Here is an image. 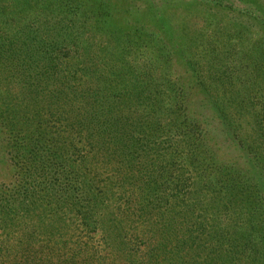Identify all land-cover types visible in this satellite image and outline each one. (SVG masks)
<instances>
[{
	"label": "trees",
	"instance_id": "16d2710c",
	"mask_svg": "<svg viewBox=\"0 0 264 264\" xmlns=\"http://www.w3.org/2000/svg\"><path fill=\"white\" fill-rule=\"evenodd\" d=\"M178 1L196 4L204 13L215 3L253 18L264 30V0L248 5L239 0L243 7L238 8L230 6L233 0ZM17 7L7 11L0 5V144L13 172L0 182V264L92 262L94 255L78 259L86 246L62 231L66 225L96 238L102 232L119 264H264V172L259 164L247 171L220 166L212 181L216 206L230 216L229 223L209 219L214 196L203 197L206 216L197 220L200 190L177 174L211 137V120L187 103L194 88L171 78L161 84L168 75L153 67L101 69L90 64L93 59L81 57L93 39L87 37L88 21H81V5L65 4L66 17L78 20L74 26ZM170 18L162 14L158 19L171 33ZM210 22L213 34L202 51L223 44L220 33L234 44L235 36L245 38L249 29L238 18ZM142 33L141 44L151 40L169 47L161 36ZM193 73L200 80L201 70ZM200 85V91L213 95L209 84ZM245 85L232 81L223 87V93L235 95L230 105L226 100L214 103L216 129L230 132L238 122L239 127L252 125L262 145L264 104L258 107L244 96L250 90ZM238 114L241 121H236ZM255 143L240 138V149H252L259 159ZM208 151L200 150L204 160L215 161L207 158ZM167 154L179 155V164L178 156L167 163ZM125 217L141 219L146 232L127 230ZM213 223L219 227L209 235L212 229L205 227Z\"/></svg>",
	"mask_w": 264,
	"mask_h": 264
},
{
	"label": "rangeland",
	"instance_id": "374dc122",
	"mask_svg": "<svg viewBox=\"0 0 264 264\" xmlns=\"http://www.w3.org/2000/svg\"><path fill=\"white\" fill-rule=\"evenodd\" d=\"M253 1L260 2L262 0ZM67 2L71 7L73 5L82 6V15L84 16L81 17V21L87 20V26L91 29V34H87V37L93 38L89 52H81V57L87 56L86 59L89 61L93 59L90 64L96 62L98 64L95 66L101 69L140 67L144 70L153 67L163 71V75L164 72L168 75V78L160 82L161 84L167 85L169 78H171L184 88H194V91L189 93L187 103L192 109L191 111L197 110L205 118L211 120L208 122L211 127V137L203 140V146L200 149L197 148L198 157L185 160L177 174L183 180L185 177L188 178L190 186L193 184L195 189L200 190H196V196L199 197L197 199L199 207L195 213L198 217L197 220L204 221V216H206L204 208L207 200L205 198L215 197V194L212 193L214 185L212 181L216 180L220 166L227 168L237 166L247 171L251 166L259 164L262 172H264V144H260L263 141L262 138L254 136L255 127L243 124L242 128L239 127L240 122H238L236 125L234 124L230 132L228 129L224 131L216 129L218 120L215 117L216 109L213 108L215 102L222 100H226L228 105L232 104L235 94L223 93L222 91L223 87L230 86L232 81L243 85L247 84L245 87L250 90L244 96L253 100L258 107L264 104V30L263 28L261 30L257 21L255 22L253 18L246 15L239 16L236 12L222 10L215 3L207 7L206 13H204L202 8L196 4L180 3L178 0H156L155 3L149 0H0V5L4 8L7 7V11H18L20 6L17 7V5H23L30 9L27 12H30L34 17L44 18L46 12L50 18L52 17V20L62 19V25L74 26L78 20L76 17L72 20L66 17L68 10L65 4ZM245 2L248 5L250 0ZM242 5L239 0H233L230 4L234 8L243 7ZM162 14L165 17H171V33L165 27L164 22L158 19L159 16L162 17ZM43 18L41 20H44ZM235 18H238L241 24H246L245 27H249V33L244 35L245 38L235 36L233 44L228 34L220 33L223 38L220 35L219 37L223 44L221 43L222 45H218V48L216 47L211 51H202L203 45L208 41L207 36L213 34V22L210 21L234 22ZM207 20L211 25L204 23ZM143 29L147 31V34L149 32L161 36L169 47L164 49L155 43L152 44L151 40L146 45L141 44L139 39L143 34ZM140 54L142 55L140 56ZM184 57L192 58L193 63L188 64ZM235 61L237 67L236 64L233 65ZM240 65L243 68L239 70ZM233 69H235V73ZM195 70L199 73L201 70L200 80L194 78L193 72ZM236 75L243 80H239ZM174 76L179 79L175 80ZM232 77L234 80H231ZM200 83L204 84L205 87H207L206 83L209 84L208 87L212 89L213 95L208 91H200V87L203 86ZM230 91H233V88H230ZM236 118H239L236 121H241L239 114L236 115ZM262 132L264 133V129ZM240 138L250 144L252 141H256V147L259 144L257 147L259 148L257 151L259 159L255 158L252 149H240ZM180 148L188 147L181 146ZM206 149L209 150L207 158H215V161L204 160L205 154H202L200 150ZM171 151L173 150L171 149ZM176 156L178 158L175 161L179 164V155ZM176 156L169 157L167 154L166 158H169L167 163L174 160L173 158ZM7 162L8 156L3 152V145L0 144V182L9 180L13 174ZM207 179L211 181V184H207L209 183ZM246 196L244 197L246 198ZM208 204L211 207L209 213L212 215L209 219L212 218V222L216 221L217 218H222L225 223L231 222L230 216L223 213L222 208H217L216 197L211 199ZM224 215H227V218ZM209 219L207 218V220ZM122 222L127 230H132L131 232L134 231L135 234L140 230L146 232L145 224L141 219L125 217ZM217 227L219 225L213 223V225L207 224L205 229L207 231L212 229V231L207 232L211 235L215 233ZM194 228H198V226L196 225ZM62 231L69 236L73 234L75 239L77 238L86 246L83 249V254H79L78 259L88 256L92 258L94 255L93 261L88 264L120 263L116 258L115 251H112L104 242L102 232L100 237L96 238L94 233L84 231L75 225L63 226ZM4 237L5 235L2 234V238ZM144 248L145 246H143Z\"/></svg>",
	"mask_w": 264,
	"mask_h": 264
}]
</instances>
